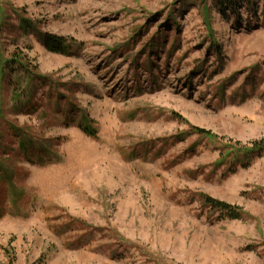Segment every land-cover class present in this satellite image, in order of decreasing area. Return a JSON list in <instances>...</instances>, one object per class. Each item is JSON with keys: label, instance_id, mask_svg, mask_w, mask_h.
I'll use <instances>...</instances> for the list:
<instances>
[{"label": "rangeland", "instance_id": "rangeland-1", "mask_svg": "<svg viewBox=\"0 0 264 264\" xmlns=\"http://www.w3.org/2000/svg\"><path fill=\"white\" fill-rule=\"evenodd\" d=\"M262 138L264 0H0V264H264Z\"/></svg>", "mask_w": 264, "mask_h": 264}, {"label": "trees", "instance_id": "trees-1", "mask_svg": "<svg viewBox=\"0 0 264 264\" xmlns=\"http://www.w3.org/2000/svg\"><path fill=\"white\" fill-rule=\"evenodd\" d=\"M230 2V1H229ZM232 4V3H230ZM64 38L59 37L56 35H47V38L45 40V46L49 51L55 52V53H61L66 54L70 53L68 51V45L64 44ZM88 135H95L94 131L92 129H88L85 126L82 127ZM202 132H205L204 130H201ZM250 148H239V150H243L245 154L254 151V149H263L264 148V138L260 140H253L250 142ZM239 152V151H237ZM204 202L207 206L210 207V209L219 211L220 213H224L229 219H243V212L240 208L235 207L231 205L230 203L216 199L211 196H203Z\"/></svg>", "mask_w": 264, "mask_h": 264}]
</instances>
